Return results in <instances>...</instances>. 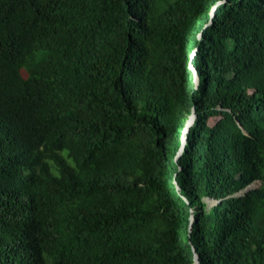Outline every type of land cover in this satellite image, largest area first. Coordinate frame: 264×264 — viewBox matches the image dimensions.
I'll return each mask as SVG.
<instances>
[{
  "label": "trees",
  "instance_id": "trees-1",
  "mask_svg": "<svg viewBox=\"0 0 264 264\" xmlns=\"http://www.w3.org/2000/svg\"><path fill=\"white\" fill-rule=\"evenodd\" d=\"M196 254L264 264V0H0V264Z\"/></svg>",
  "mask_w": 264,
  "mask_h": 264
},
{
  "label": "water",
  "instance_id": "water-1",
  "mask_svg": "<svg viewBox=\"0 0 264 264\" xmlns=\"http://www.w3.org/2000/svg\"><path fill=\"white\" fill-rule=\"evenodd\" d=\"M215 8H216V7H215ZM215 8H214L213 11H212V14H211L212 17L215 15ZM197 79H198V77H197ZM195 118H196V115H195V114L191 115V117H190V119H189V121H188V123H187L186 129H185V131H184L183 145H182V148H181L180 154H181V153L183 152V150H184V146H185V144H186V142H187V133L189 132L190 127L194 124ZM261 183H262V182L259 181V182H254V183L250 184L249 186H247L246 188H244L241 192H239L238 195H244V194H246V193L249 192L250 190H252V189L258 187V185L261 184ZM207 199H208V200H211V201H214L213 204L217 203V200H212V199H210V198H207ZM192 220H193V218H192ZM195 258H196V262L199 264V257H198L197 254H196V257H195Z\"/></svg>",
  "mask_w": 264,
  "mask_h": 264
},
{
  "label": "rangeland",
  "instance_id": "rangeland-1",
  "mask_svg": "<svg viewBox=\"0 0 264 264\" xmlns=\"http://www.w3.org/2000/svg\"><path fill=\"white\" fill-rule=\"evenodd\" d=\"M199 35H201V34H199ZM207 199V198H206ZM208 200V199H207ZM208 202H209V207H211L212 205H213V202L214 201H211V200H208ZM198 264V263H197Z\"/></svg>",
  "mask_w": 264,
  "mask_h": 264
}]
</instances>
